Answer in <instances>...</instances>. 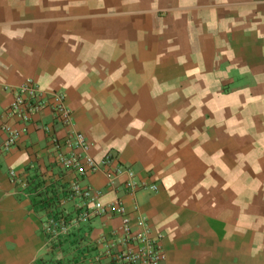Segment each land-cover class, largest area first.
Segmentation results:
<instances>
[{"label": "crops", "instance_id": "1", "mask_svg": "<svg viewBox=\"0 0 264 264\" xmlns=\"http://www.w3.org/2000/svg\"><path fill=\"white\" fill-rule=\"evenodd\" d=\"M28 81L64 95L93 158L156 185L84 180L161 235L165 264H264V0H0V264H113L97 239L119 214L56 243L43 232V200L72 176L49 150L65 131L48 105L6 117ZM3 124L20 131L8 151Z\"/></svg>", "mask_w": 264, "mask_h": 264}, {"label": "built area", "instance_id": "2", "mask_svg": "<svg viewBox=\"0 0 264 264\" xmlns=\"http://www.w3.org/2000/svg\"><path fill=\"white\" fill-rule=\"evenodd\" d=\"M12 100L7 108L6 117L17 118L23 123L30 120L32 114L49 106L53 116L64 129L61 138H50L49 150L53 154L54 163L63 174L72 176L63 189L60 198L54 197L48 204L44 202L43 232L49 243H56L69 237L72 229H79L80 224L88 222L99 215L119 214L121 225L112 230L109 235H101L97 243L101 255L113 264H165V253L161 246V235L152 234L150 228L142 220L134 227L131 217L127 214L119 198L104 203L101 200L103 191L84 182L88 175L102 173L109 186L114 187L117 179L126 175L124 187L127 193L134 194L137 190L149 188L156 190V185L135 180L134 172L118 163L110 154L95 159L89 154L90 143L83 133L73 127V116L66 106L64 95L52 93L44 95L41 89L32 81H28L13 90ZM5 139L2 148L5 151L15 146L19 130L10 125H2ZM14 179L15 174L10 171ZM72 201V210L63 206ZM46 202V204H45ZM137 205H133L136 210Z\"/></svg>", "mask_w": 264, "mask_h": 264}]
</instances>
